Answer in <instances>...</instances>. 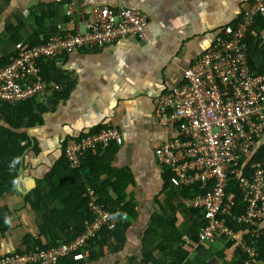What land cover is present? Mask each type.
Returning <instances> with one entry per match:
<instances>
[{"label": "crops", "instance_id": "obj_1", "mask_svg": "<svg viewBox=\"0 0 264 264\" xmlns=\"http://www.w3.org/2000/svg\"><path fill=\"white\" fill-rule=\"evenodd\" d=\"M71 1L90 8L103 5L151 11L148 40L132 37L96 52H72L52 62L65 78L63 86H72L63 97L52 92L38 97L47 108L43 122L26 132L40 151L25 153L17 186L0 199V207L12 213V228L0 237V257L24 250V238L37 236L41 213L32 211L24 198L60 158L61 144L103 125L116 126L123 135V145H113L107 158L115 173H132L133 182L123 197L125 203L136 206L137 216L124 219L127 228L112 232L99 259L87 260L89 244L78 258L87 260L85 264H144L143 256L150 253L154 261L149 264H173L174 258L177 264L241 263L243 256L235 244L224 238L194 248L191 218L187 219L183 209L177 211V226L184 242L172 246L177 254L163 253L158 247L161 241L146 244L144 236L152 216L162 208L172 215L174 205L169 198L172 188L166 184L167 169L155 157L156 147L167 137V130L155 117L158 95L182 84L184 70L212 44L217 30L246 8L248 0H0V58L14 53L17 44L39 42L64 25L65 6ZM262 18L264 22V14ZM255 64L262 65L260 57ZM110 194L114 200L118 198L114 191ZM112 246L118 249L111 252ZM255 264H259L257 253Z\"/></svg>", "mask_w": 264, "mask_h": 264}, {"label": "built area", "instance_id": "obj_2", "mask_svg": "<svg viewBox=\"0 0 264 264\" xmlns=\"http://www.w3.org/2000/svg\"><path fill=\"white\" fill-rule=\"evenodd\" d=\"M65 9L64 25H58L40 44H17L16 56L0 67V104L59 91V84L43 78L41 64L45 61L72 52H96L132 37L148 40L151 11L103 5L90 8L76 1ZM263 12L264 0H253L239 12L236 23L217 30L212 44L184 70L182 84L158 95L155 107L158 123L167 130L166 140L155 149L157 163L171 172L174 188L198 193L183 199L187 207L203 212L194 248L224 238L243 256L241 264L256 263V251L244 235L264 237V159L254 157L264 145V72L250 69L243 42L255 15ZM123 143L121 130L109 126L67 140L64 156L71 168H78L87 152L101 154ZM231 182L244 210L237 216L231 215L233 202L226 199ZM87 191L93 219L86 222L84 233L49 250L36 247L29 253H6L0 264H58L86 248L104 226L114 230L111 213L91 188ZM226 218L246 230L234 231Z\"/></svg>", "mask_w": 264, "mask_h": 264}, {"label": "trees", "instance_id": "obj_3", "mask_svg": "<svg viewBox=\"0 0 264 264\" xmlns=\"http://www.w3.org/2000/svg\"><path fill=\"white\" fill-rule=\"evenodd\" d=\"M249 2L252 3L253 0H248ZM238 18L239 16L237 15L231 23H236ZM263 28L262 14H256L254 23L243 40L246 46L248 65L256 73L264 72V51L259 46L260 42L257 39V31ZM47 38L48 36L39 42L32 41L26 46L40 44ZM15 56L16 50L5 58H0V67L10 63ZM256 57L261 58L262 65L256 66ZM52 62L54 60H48L41 64L42 75L45 80H52L60 85L61 89L52 93L56 94V97H63L68 93L72 85L68 83L63 86V79L65 78L55 70ZM46 110V106L38 101V97L24 99L14 104H0V199L17 186L25 153L29 149L34 154L39 153L40 150L37 144L28 136L26 129L42 123L43 113ZM102 127L103 125L94 127L87 133L80 134L76 139L96 134L101 129L107 128ZM65 145L66 141L61 144L60 158L51 165L43 179L38 182L36 188L24 198V201L30 206L32 211L41 213V224L37 226L36 238H24V250H16L8 254L29 253L33 252L36 247L41 250H49L61 243L73 241L81 233H84L86 222L93 219L89 206L92 199L88 196L87 187L94 191L100 205L111 213L115 220L116 228L123 227L125 229L129 226V223H123L124 219L128 217L136 218V206L133 203H125V198L123 197L126 188L133 182V175L128 171L114 172L107 158V153L109 154L112 147L105 152H101V154H93L91 151L87 152L85 158L81 159L80 166L71 168L64 156ZM254 157L256 161L264 159V145L257 148ZM104 177H107V179L104 180ZM170 177L171 172H167L166 184L167 187L172 188L169 198L174 203L171 208L173 214L169 215L163 208L161 212L154 214L144 236V242L153 244L161 241L158 246L160 250L169 256H174L177 251L173 250V244H183L184 242L177 226L178 209H183L187 214V219L191 218L188 222L191 226V237L194 242L198 241V231L203 224V212L195 207L189 208L182 202L183 199L193 198L198 193L192 192L189 188H174L171 185ZM115 180L120 181V183L118 184ZM228 188L226 199H230L233 202L231 215L237 216L244 211L241 198L238 191L234 190L232 182L228 184ZM111 191H114L117 195L118 198L116 200L111 196ZM56 202L59 205L53 207ZM11 215L12 213L7 208L0 207V237H3L12 228ZM225 222L235 231L244 232L246 230L242 226L231 223L229 218H226ZM114 230L104 226L98 235L88 242L91 245L88 261L97 260L104 254V249L109 245L111 234ZM244 238L255 249L257 262L264 264V237L249 239L247 233ZM117 249L112 246L110 251L114 252ZM76 255L73 260L71 258L62 259L58 264H85L87 260L78 258L79 252ZM174 259L173 264H177L179 261L177 258ZM153 261L154 257L152 254L149 253L143 256L144 264H149ZM40 262L28 264H41ZM239 264H241L240 261Z\"/></svg>", "mask_w": 264, "mask_h": 264}, {"label": "rangeland", "instance_id": "obj_4", "mask_svg": "<svg viewBox=\"0 0 264 264\" xmlns=\"http://www.w3.org/2000/svg\"><path fill=\"white\" fill-rule=\"evenodd\" d=\"M264 14V12L262 13V15ZM258 32V35H257V39L259 40V46H261L263 49H264V28L262 29V31L261 30H259V31H257ZM29 194V193H28ZM36 237V236H35ZM35 237H30L29 236V239H34Z\"/></svg>", "mask_w": 264, "mask_h": 264}, {"label": "clouds", "instance_id": "obj_5", "mask_svg": "<svg viewBox=\"0 0 264 264\" xmlns=\"http://www.w3.org/2000/svg\"><path fill=\"white\" fill-rule=\"evenodd\" d=\"M235 231V230H234ZM236 232H238V231H236ZM196 243V242H195ZM200 247V246H199Z\"/></svg>", "mask_w": 264, "mask_h": 264}]
</instances>
